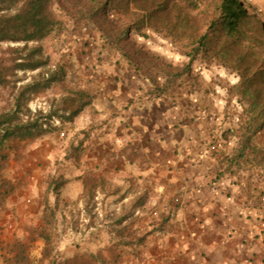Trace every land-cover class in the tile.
<instances>
[{"label":"rangeland","instance_id":"obj_1","mask_svg":"<svg viewBox=\"0 0 264 264\" xmlns=\"http://www.w3.org/2000/svg\"><path fill=\"white\" fill-rule=\"evenodd\" d=\"M238 1L247 16L229 35L221 24V0H46L47 15L57 21L49 35L37 42H0V114L14 109L19 99V117L42 116L38 123L47 131L40 138L0 143V170L12 176L8 180L24 203L55 208L54 223L40 216L42 228L27 243L32 264H120L137 254L143 223L155 217L158 198L150 195L148 183L139 188L104 178L93 183L95 193L87 188L74 200L51 193L57 188L50 177H42L40 190L38 183L33 189L22 180L14 183L27 149L53 135L59 143L65 139L63 124L88 106H81L91 98L85 79L102 59L128 64L141 76H159L165 84L187 82L198 94L213 97L212 142L230 147L236 169L260 176L264 189V0ZM24 2L0 0V17L13 15ZM36 61L41 62L34 69L25 66ZM47 72L51 81L37 82ZM76 108L81 110L67 120ZM96 190L118 191V196L111 199ZM10 208L0 229L8 219L14 223L12 216L18 220L16 206ZM64 250L58 261L55 256ZM45 253L51 259H42Z\"/></svg>","mask_w":264,"mask_h":264},{"label":"crops","instance_id":"obj_2","mask_svg":"<svg viewBox=\"0 0 264 264\" xmlns=\"http://www.w3.org/2000/svg\"><path fill=\"white\" fill-rule=\"evenodd\" d=\"M90 75V104L63 124L61 143L53 135L27 149L14 182H28L32 189L38 183L40 190L42 177L61 176L65 200L82 197L88 182L104 178L139 188L148 183L158 214L144 221L137 254L120 264H264L263 182L252 171L236 169L231 148L221 140L211 145L214 98L187 82L165 84L159 76H141L128 64L105 59ZM1 179L12 176L3 170ZM22 197L17 191L8 195L0 210L2 226L10 205L18 214V223L12 216L14 223L8 219L0 229V264L13 263V244L33 243L27 229L37 225L42 206Z\"/></svg>","mask_w":264,"mask_h":264},{"label":"trees","instance_id":"obj_3","mask_svg":"<svg viewBox=\"0 0 264 264\" xmlns=\"http://www.w3.org/2000/svg\"><path fill=\"white\" fill-rule=\"evenodd\" d=\"M219 9L221 14V24L229 35L235 33L238 30L241 19L247 16L246 10L242 7L241 3L238 0H221ZM56 24L57 21L49 17L46 13V0H25L23 5L13 15L0 17V42L4 40L13 42H37L49 35ZM33 52L38 53L39 49H34ZM40 62L41 61H36L35 63L30 64L28 63L25 66H28L29 69H34L38 67V64H40ZM45 75L46 77L41 76L37 80V82L48 83L49 81H51V75L48 72L45 73ZM33 86L34 84H32V87ZM81 94L83 95L85 93L81 92ZM89 100L90 98L88 96V100L82 102L81 106L89 105ZM19 109V99H16L14 109L0 114V143L4 142V140L8 138H16L19 140L40 138L44 133L47 132L46 130L42 129L43 123H38L39 120L44 117L37 116L34 119L23 120L18 115ZM80 110L81 108H76L71 111V113H67L68 118L66 119L69 121L72 120V118L77 115ZM215 141L216 140H214L212 143H215ZM2 170H0V172ZM46 177H50L49 180H54V182H52L53 188H57L56 191L51 189V193L57 192L59 194V190L63 185L62 177L55 174H48L46 175ZM14 187L15 185L13 184V181L8 179L0 180V210H2L7 204L8 195L17 191H15ZM95 187L96 185H94L93 182L90 181L88 182V186L86 188H88V191L90 189L94 191ZM86 190L84 191V193L86 192ZM93 195L92 197H95V195ZM40 216H42L44 220H49V218L52 219L53 217L55 219V208L47 210L44 209L43 206ZM54 219L51 220L52 223H54ZM41 228L42 225L40 227L37 225L29 227L27 230L29 236H31L30 239L35 240V236H37V232L40 231ZM41 238L44 240V242L47 240V237L45 236L41 235ZM27 247L28 245L24 242L13 244V249L16 250L17 253L15 255L14 261H12V264H28L30 262L26 251ZM55 257L58 259L57 256ZM41 258L48 260L51 259V255L49 253H45Z\"/></svg>","mask_w":264,"mask_h":264},{"label":"built area","instance_id":"obj_4","mask_svg":"<svg viewBox=\"0 0 264 264\" xmlns=\"http://www.w3.org/2000/svg\"><path fill=\"white\" fill-rule=\"evenodd\" d=\"M55 124L57 125V124H59V122H58V121H55ZM61 135H62V134H61ZM212 146H213V145H212ZM212 148H213V147H212ZM174 201H175L176 203H179V199H178V198H175ZM157 214H158L157 211H155V212L153 213V215H154L155 217L157 216ZM11 226H12L11 224L8 225L9 228H11Z\"/></svg>","mask_w":264,"mask_h":264},{"label":"clouds","instance_id":"obj_5","mask_svg":"<svg viewBox=\"0 0 264 264\" xmlns=\"http://www.w3.org/2000/svg\"><path fill=\"white\" fill-rule=\"evenodd\" d=\"M56 121H58V120H56ZM59 122V121H58ZM58 125V124H57ZM62 134V135H61ZM64 134L63 133H60V136H63Z\"/></svg>","mask_w":264,"mask_h":264}]
</instances>
